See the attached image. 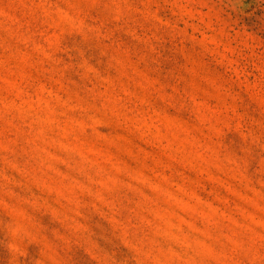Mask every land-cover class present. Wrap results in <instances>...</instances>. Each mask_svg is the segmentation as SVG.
<instances>
[{
    "label": "rangeland",
    "instance_id": "1",
    "mask_svg": "<svg viewBox=\"0 0 264 264\" xmlns=\"http://www.w3.org/2000/svg\"><path fill=\"white\" fill-rule=\"evenodd\" d=\"M0 264H264V0H0Z\"/></svg>",
    "mask_w": 264,
    "mask_h": 264
}]
</instances>
